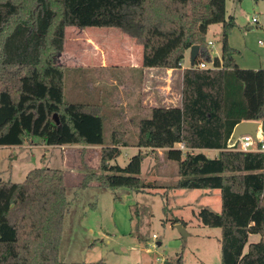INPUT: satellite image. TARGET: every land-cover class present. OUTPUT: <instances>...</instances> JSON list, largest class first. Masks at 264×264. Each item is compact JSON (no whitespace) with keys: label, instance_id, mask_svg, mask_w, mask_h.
Returning a JSON list of instances; mask_svg holds the SVG:
<instances>
[{"label":"trees","instance_id":"16d2710c","mask_svg":"<svg viewBox=\"0 0 264 264\" xmlns=\"http://www.w3.org/2000/svg\"><path fill=\"white\" fill-rule=\"evenodd\" d=\"M225 3L0 0V146L18 147L30 139L47 146H100L97 171L84 175L79 187L92 183L136 192L155 187L138 177L142 150L163 149L177 163L175 188L220 191V211L204 207L198 213L204 226L220 229V264H264V151L237 150V141L229 145L236 124L264 126V68L238 66V51L228 43L237 24L226 16ZM212 24H221L220 58L211 56L206 40ZM67 27L120 29L141 45L144 68L179 69L187 50L198 45L194 65L182 70L181 105L153 107L149 117L137 120L132 143L116 128L106 141L103 105L64 99V67L57 58ZM255 145L260 149L264 142ZM126 146L138 152L125 166L111 164ZM203 150L217 154L209 157ZM69 204L61 169L34 168L22 182L0 180V264H60ZM252 234L259 240L248 243ZM159 264H183V258L177 254Z\"/></svg>","mask_w":264,"mask_h":264},{"label":"rangeland","instance_id":"374dc122","mask_svg":"<svg viewBox=\"0 0 264 264\" xmlns=\"http://www.w3.org/2000/svg\"><path fill=\"white\" fill-rule=\"evenodd\" d=\"M225 5L226 16H233L237 24L228 35V43L238 51L235 55L238 66L264 68V45L259 43L264 42V0H226ZM253 17L257 22L252 21ZM220 31L221 24H214L206 34L207 42L212 40L214 44L212 48L208 44L213 57L216 52L219 55L221 49ZM92 44L95 54L89 48ZM129 53L141 60L142 47L120 29L67 27L63 51L57 58V63L64 67L66 101L80 102L76 88H81V96L88 100L94 98L85 97L91 94L87 88L93 87V93L98 95L96 93L105 87L100 97H94L104 102L100 104L106 117V141L113 128L125 130L128 143L134 142L137 136L139 118L134 124L124 123L118 105L121 92L117 91V86L123 81L124 70L134 60ZM98 62L118 66L98 69L95 67ZM188 62L187 55L185 64L189 67ZM100 101L94 99L92 102L99 104ZM149 115L150 111L146 110L144 117ZM262 134L260 127L257 138H262ZM137 152L123 148L111 164L125 166ZM142 152L145 157L138 177L144 182L153 181L155 185L143 192L124 187L111 190L92 183L80 188L83 176L97 171L99 147L47 146L40 139L27 140L18 147L0 146V180L22 182L34 168L51 167L63 171L70 204L62 223L60 264H159L177 254L182 255L183 264H220V229L204 226L198 218L204 207L220 211V191L175 188L179 178L177 163L167 159L163 149ZM204 153L209 157L217 154L211 150ZM174 219L185 223L186 238L180 235ZM257 237L250 235L248 243L256 242Z\"/></svg>","mask_w":264,"mask_h":264},{"label":"crops","instance_id":"0c3cea01","mask_svg":"<svg viewBox=\"0 0 264 264\" xmlns=\"http://www.w3.org/2000/svg\"><path fill=\"white\" fill-rule=\"evenodd\" d=\"M212 26H214V24L209 26L208 31L210 30ZM220 34H221V31H220ZM209 41L212 42L211 44V48H212L214 45L213 41L212 40H209ZM88 42L91 43L90 40H88ZM93 46L94 44L89 45V48L91 49V52L95 54V52L93 51L94 50ZM92 53H89V54H92ZM215 54L217 55L218 58H220V52H219V55L217 52ZM187 55L189 56V50H187V52L185 53V57H184L183 63L181 64V68L179 69H159V68L142 67L141 60L134 58L132 53H129V56L133 57L134 60L131 62L129 68L124 70L123 81L120 85L117 86V91L121 92V97H120L121 100L118 102V105L121 108L120 116L123 117L124 123L134 124L136 118H140V116L141 117L146 116V110L150 111L153 107H156V106L179 107L181 105L182 70L188 67V65L185 64V59ZM101 56H102V59L105 57L102 51H101ZM96 58H99V57H96ZM116 66L118 65L113 64V63L110 65H106V63L104 62L102 63L98 62V64L95 67H97L98 69L109 70ZM258 68H260V66L257 67L256 69ZM86 90L91 92V94L85 97H91V98L96 99V101H100L94 97L95 94L93 93V87L90 86ZM105 90H106L105 87H103L102 89H100V93L95 92L96 94H98L95 96L100 97L99 95H102L103 94L102 92H104ZM75 92H77L76 93L77 95L80 94L79 96L81 98H78L80 99L79 103H93L92 101H94V99L86 100L85 98L81 96V92H82L81 88H78V89L76 88ZM158 101L159 103L156 104L155 102H158ZM100 103H104V102L100 101L99 104ZM112 119H114V121L117 122L114 117H112ZM260 127H262L263 134H262V138L258 140L264 139V126L262 122H259V125L257 128V134H258ZM82 147L84 148L99 147L100 149V146L82 145ZM123 148H130L132 150L139 149L138 147H135V146H126V147H120V150H122ZM204 151L205 150H203V152ZM211 151L217 152L216 150H211ZM252 235H257V234H252ZM257 236L259 240V235Z\"/></svg>","mask_w":264,"mask_h":264},{"label":"water","instance_id":"95a60500","mask_svg":"<svg viewBox=\"0 0 264 264\" xmlns=\"http://www.w3.org/2000/svg\"><path fill=\"white\" fill-rule=\"evenodd\" d=\"M198 45H193L189 49V61H190V66L194 65V60L198 54ZM54 119L56 122H58L57 115L54 114ZM259 122L257 121H242L238 124L235 125L233 128L231 137L229 139V145H232L236 142V140L243 135H250L254 141H257V128H258ZM175 227L178 229L180 235L183 238L187 237V233L183 229L182 224H176ZM157 245H160V242L157 243Z\"/></svg>","mask_w":264,"mask_h":264},{"label":"built area","instance_id":"2783aa9c","mask_svg":"<svg viewBox=\"0 0 264 264\" xmlns=\"http://www.w3.org/2000/svg\"><path fill=\"white\" fill-rule=\"evenodd\" d=\"M252 21L253 22H257V19L256 17H253L252 18ZM259 43L263 44L264 45V42H261L259 41ZM208 44H212L211 41L208 42ZM198 67L200 68H207V67H212V64H210L209 66L204 64V63H199L198 64ZM238 142V147H237V150H240V151H264V145L261 146L260 149H258L255 145V141L253 140V138L250 136V135H243V136H240L237 140ZM261 142H264V139H261L260 140ZM178 148L180 150H184L186 151V148L183 146V144H178Z\"/></svg>","mask_w":264,"mask_h":264}]
</instances>
